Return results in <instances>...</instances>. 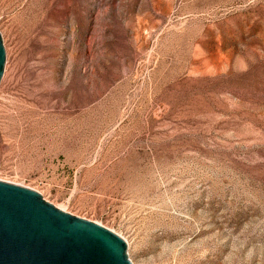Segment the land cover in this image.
Masks as SVG:
<instances>
[{"label": "rangeland", "instance_id": "374dc122", "mask_svg": "<svg viewBox=\"0 0 264 264\" xmlns=\"http://www.w3.org/2000/svg\"><path fill=\"white\" fill-rule=\"evenodd\" d=\"M0 34V180L132 264H264V0H0Z\"/></svg>", "mask_w": 264, "mask_h": 264}, {"label": "water", "instance_id": "95a60500", "mask_svg": "<svg viewBox=\"0 0 264 264\" xmlns=\"http://www.w3.org/2000/svg\"><path fill=\"white\" fill-rule=\"evenodd\" d=\"M6 50L0 34V82ZM125 241L37 192L0 182V264H132Z\"/></svg>", "mask_w": 264, "mask_h": 264}, {"label": "bare ground", "instance_id": "6f19581e", "mask_svg": "<svg viewBox=\"0 0 264 264\" xmlns=\"http://www.w3.org/2000/svg\"><path fill=\"white\" fill-rule=\"evenodd\" d=\"M0 182L9 183V182L3 181V180H0ZM9 184H12V183H9ZM14 185H17V184H14ZM17 186H19V185H17ZM58 209H60L61 211L66 212L64 209H61V208H59V207H58ZM93 223H95V224H97V225H99V226H103V225H101V224H99V223H96V222H93ZM107 230H109V229H107ZM110 231L113 232L114 234H117V233H115V232L112 231V230H110ZM118 236H119V235H118ZM127 245H129V244L127 243Z\"/></svg>", "mask_w": 264, "mask_h": 264}]
</instances>
